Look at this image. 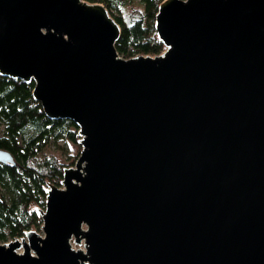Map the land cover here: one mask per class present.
I'll return each mask as SVG.
<instances>
[{
	"label": "water",
	"instance_id": "95a60500",
	"mask_svg": "<svg viewBox=\"0 0 264 264\" xmlns=\"http://www.w3.org/2000/svg\"><path fill=\"white\" fill-rule=\"evenodd\" d=\"M153 27L124 58L100 3L0 0V76L80 147L0 264H264V0H162Z\"/></svg>",
	"mask_w": 264,
	"mask_h": 264
},
{
	"label": "trees",
	"instance_id": "16d2710c",
	"mask_svg": "<svg viewBox=\"0 0 264 264\" xmlns=\"http://www.w3.org/2000/svg\"><path fill=\"white\" fill-rule=\"evenodd\" d=\"M87 1L100 3L118 24L114 47L121 57L133 53L153 56L163 49L153 27L162 0ZM31 90V83L0 76V149L14 161L0 164L1 243L27 230H38L40 218L34 206H41L46 183L59 186L64 166L54 156L39 155L47 144L64 140L79 148L77 127L66 119L46 118Z\"/></svg>",
	"mask_w": 264,
	"mask_h": 264
},
{
	"label": "rangeland",
	"instance_id": "374dc122",
	"mask_svg": "<svg viewBox=\"0 0 264 264\" xmlns=\"http://www.w3.org/2000/svg\"><path fill=\"white\" fill-rule=\"evenodd\" d=\"M82 1L88 2L87 0H82ZM112 13L116 14L114 9H112ZM79 148H77L71 142L64 141V140H58L56 142H51L50 141L47 144V146L45 147L44 151L42 153H40L39 155H40L41 158H43L44 156H54V157H56L59 160V162L64 167H68V166H73V164L72 165H69V164L71 162L74 163V161H75V159H76V157L78 155ZM59 186H60V183H59ZM42 205H43V200H42L41 206H38V205L37 206L38 207H42ZM31 230H35L39 234H41L39 228H38V230H36V229H31ZM8 240H10V239H8ZM8 240H6V241H8Z\"/></svg>",
	"mask_w": 264,
	"mask_h": 264
},
{
	"label": "built area",
	"instance_id": "2783aa9c",
	"mask_svg": "<svg viewBox=\"0 0 264 264\" xmlns=\"http://www.w3.org/2000/svg\"><path fill=\"white\" fill-rule=\"evenodd\" d=\"M163 51V49L158 53V54H160L161 52ZM137 55H139V54H136V53H133L131 56H129V57H133V56H137ZM39 226H40V224H39ZM39 228V227H38ZM40 229V228H39ZM19 237H16V239H18ZM10 240H12V239H10ZM10 240H8V241H10ZM7 242V241H6ZM71 246H72V248H76L77 247V245L76 244H74V243H72L71 242Z\"/></svg>",
	"mask_w": 264,
	"mask_h": 264
}]
</instances>
